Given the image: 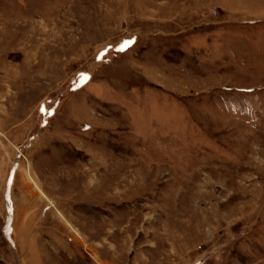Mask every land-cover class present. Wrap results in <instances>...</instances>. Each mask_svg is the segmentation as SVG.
Listing matches in <instances>:
<instances>
[{"label": "rangeland", "instance_id": "rangeland-1", "mask_svg": "<svg viewBox=\"0 0 264 264\" xmlns=\"http://www.w3.org/2000/svg\"><path fill=\"white\" fill-rule=\"evenodd\" d=\"M0 264H264V0H0Z\"/></svg>", "mask_w": 264, "mask_h": 264}, {"label": "crops", "instance_id": "crops-1", "mask_svg": "<svg viewBox=\"0 0 264 264\" xmlns=\"http://www.w3.org/2000/svg\"><path fill=\"white\" fill-rule=\"evenodd\" d=\"M14 243V242H13ZM16 244V243H15ZM15 244H14V246H15ZM15 248H16V250H17V253L19 254V256H20V258H21V260H23V257H22V255H21V253H20V251L18 250V247L17 246H15ZM23 262V261H22Z\"/></svg>", "mask_w": 264, "mask_h": 264}]
</instances>
